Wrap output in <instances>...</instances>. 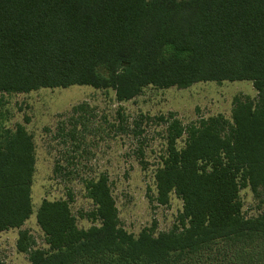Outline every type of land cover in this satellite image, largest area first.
<instances>
[{"label": "trees", "instance_id": "16d2710c", "mask_svg": "<svg viewBox=\"0 0 264 264\" xmlns=\"http://www.w3.org/2000/svg\"><path fill=\"white\" fill-rule=\"evenodd\" d=\"M223 80L256 91L235 98L231 120L161 118L156 200H182L170 230L127 233L100 174L85 184L99 224L79 229L66 200L43 199L36 221L48 249L29 248L19 231L29 264H264V212L244 217L239 197L242 187L264 192V0H0L2 93L89 85L125 101L148 85ZM34 163L17 123L0 139V231L31 214Z\"/></svg>", "mask_w": 264, "mask_h": 264}, {"label": "rangeland", "instance_id": "374dc122", "mask_svg": "<svg viewBox=\"0 0 264 264\" xmlns=\"http://www.w3.org/2000/svg\"><path fill=\"white\" fill-rule=\"evenodd\" d=\"M255 95L248 80L200 81L185 88L148 85L125 101H117L111 88L89 85L0 92V139L22 124L32 135L35 156L32 211L19 228L0 231V264H29L27 252L17 248L20 230H26L29 248L48 249L36 221L43 199L66 200L79 229L98 225L85 184L100 174L107 176L127 233L136 237L142 230L153 235L170 230L182 200L174 192L165 204L156 200L154 173L166 149L161 118L172 116L184 126L217 115L231 120L235 98ZM184 140L182 135L176 146ZM239 197L244 217L264 212V192L242 187Z\"/></svg>", "mask_w": 264, "mask_h": 264}]
</instances>
